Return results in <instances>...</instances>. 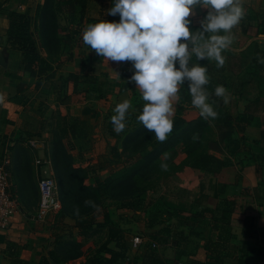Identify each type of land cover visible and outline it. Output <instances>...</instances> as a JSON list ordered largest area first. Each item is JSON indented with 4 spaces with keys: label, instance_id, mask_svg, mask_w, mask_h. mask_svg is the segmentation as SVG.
Masks as SVG:
<instances>
[{
    "label": "rangeland",
    "instance_id": "1",
    "mask_svg": "<svg viewBox=\"0 0 264 264\" xmlns=\"http://www.w3.org/2000/svg\"><path fill=\"white\" fill-rule=\"evenodd\" d=\"M46 3L54 8L59 0H46ZM244 3L246 15L241 24L233 30L232 46L224 52L236 56L234 60H231V63L233 62L231 65L238 73L257 72L256 65L251 63V57L255 54L256 47L264 53V34L258 28L264 14V0H244ZM100 5L97 0H86L83 5L76 0H70L62 4L61 12L56 16L51 11L48 15L49 26L47 27L51 40L48 54L43 51L44 40H39L40 32L35 33L42 57L51 63L50 70L41 80L34 81L35 84L41 81L37 93L43 96L49 108L48 120H44L49 129V136L45 138L48 142L45 149L49 156L42 159L51 161L50 168L53 174H44V170L49 171L44 166L42 175L53 176L57 180L58 194L63 205L60 211L46 218L40 217V199H38V205L34 202L30 209L31 220L45 234L44 243L50 251L57 254L61 261L59 264H95L93 262H95L96 252L108 240V226H103L105 209L110 214L111 220L123 232L124 241L131 247V255L140 253L143 245L152 242V235L163 227H150V225L159 222L162 210L166 208L172 210L168 199L177 197L185 201L192 199L197 201L196 194L208 193L204 192L207 185L205 183H211L212 178L206 173L204 178L203 175L194 174V169L191 167L194 156L206 152L224 159L227 157L226 152L233 147V140L239 139L235 126L216 127L210 120L207 124L202 121V126L199 111L191 104L180 101L175 106L174 123L176 118H182L186 123L182 128L172 130L168 138L160 142L154 133L146 130L136 120L143 106V101L137 92L130 93L128 97L136 111L130 110L126 128L117 134L110 117L114 115L113 109L116 104L124 100L117 99L116 95L122 96L128 85H119L113 92L110 91L111 83L122 76L120 75L122 72L117 68L113 69L109 65L110 61L107 62L85 45L81 35L88 25L86 18L93 20L92 23L101 19L107 20L100 15ZM205 14L206 10H197L189 17L192 21L191 30H197L199 21ZM68 36H75L73 43H70ZM64 53L65 56H63ZM63 62H70L71 65L62 66ZM203 62L209 66V69L213 66L209 65L207 60L199 61L201 65ZM262 63L264 66V62ZM74 64L77 66L72 69ZM82 66L85 68L84 73L93 77L85 85L75 81L76 77L81 76ZM258 73L264 75V67ZM230 93L231 101L224 105V108L234 117H238L237 119L244 116L250 119L254 115L264 117V96L261 110L259 108L254 113V106H250L244 99ZM74 124L80 127L85 125L86 138H77L82 132L80 130H78L79 134H72L70 128ZM64 129L68 132H64ZM200 129H202V136L199 146L193 149ZM258 129L261 131L256 124L248 126L247 136L258 135L260 132ZM32 142L36 147L39 144L38 140ZM70 144H73V148ZM28 145L31 144L27 143ZM193 150L196 151L191 152ZM115 153H119L121 157L116 158ZM234 159L238 162L236 157ZM52 160L59 162L57 168L54 167ZM64 163L81 172V181L84 186L94 190L99 189V206L93 207L90 202H85L81 207H76L77 204L73 196L71 197L69 176L64 175L66 174ZM162 163H166L168 167L162 168ZM107 179H114L123 184L118 188L114 186L115 184L107 187ZM192 180L197 185L195 188L192 185L189 186L195 189L192 191L193 194L184 192L183 188L186 189L185 187L191 184ZM126 193L139 195L136 209L121 208V199ZM98 207L100 208L96 210ZM81 209L91 214L98 211L92 229L86 231L84 235L80 234L75 221L82 212ZM156 244L160 249L163 247L161 243ZM109 247L114 248L115 243H110ZM169 247L170 245L167 248Z\"/></svg>",
    "mask_w": 264,
    "mask_h": 264
},
{
    "label": "crops",
    "instance_id": "2",
    "mask_svg": "<svg viewBox=\"0 0 264 264\" xmlns=\"http://www.w3.org/2000/svg\"><path fill=\"white\" fill-rule=\"evenodd\" d=\"M0 3L2 4L0 54L4 55L5 63V66L0 65V164H6L10 175L9 190L19 205V213L14 217L11 226L6 230H0V264H54L49 257L50 249L44 243L45 234L32 223L30 210L34 202L38 205L40 199L38 184L44 167L37 166L36 160L49 156L45 149L48 145L45 138L49 136V129L44 122L48 120V103L37 93L40 83L35 84L36 79L28 77L20 69L21 53L11 49L7 42L9 13L14 11L27 13L34 19V33L40 32L39 40H44L43 45L47 47H43V51L48 54L51 40L47 29L49 22L46 14L44 15L47 3L46 0H0ZM97 3L101 4L100 15L105 19L119 20L118 16L107 15L111 0H97ZM92 22L93 20L86 18V24ZM68 37L70 43H73L75 36ZM110 62L109 65L113 69L117 68L122 72L120 73L122 76L111 83L110 91L113 92L119 85H128L123 95H116V98L128 99L130 93L139 94L135 85L128 83L131 76L127 74H133L132 62ZM63 63L62 66L71 65L70 62ZM76 66L77 64H74L72 69ZM174 104L176 106V102ZM252 135H250L251 139H258L260 132L258 135ZM34 140L39 141L36 148L27 146V143ZM193 172L203 175L204 178L203 172L195 170ZM210 178L212 182H206L204 190L208 193L196 194L197 201L195 199L185 201L177 197L168 199L172 210L182 212L183 219L186 218L195 224L194 217H198L197 215L201 217H198L200 221L198 224L197 220L198 226L194 227L195 233L192 232L193 224L180 225L177 218H173L171 227L174 233L183 232L181 237L183 240L177 243L178 238L174 236L169 248L168 246L167 249L159 248V255L167 261V264H177L175 258L180 253L182 260L178 264H259L264 256V201L258 202L251 195L236 194L234 210L230 213H221L218 217L223 216L225 221L221 219L215 221L213 214L217 213L218 207H222L226 196L233 195L234 190L238 192L240 189H248L253 193L254 189L264 187V154L256 163L250 162L245 165L233 159L232 166L210 174ZM190 183L183 190L193 194L192 191L197 185L194 180ZM191 185L194 188H190ZM220 185L228 186V194L219 193ZM247 217L253 219L249 225L245 221ZM45 258H48L49 262L46 263Z\"/></svg>",
    "mask_w": 264,
    "mask_h": 264
},
{
    "label": "clouds",
    "instance_id": "3",
    "mask_svg": "<svg viewBox=\"0 0 264 264\" xmlns=\"http://www.w3.org/2000/svg\"><path fill=\"white\" fill-rule=\"evenodd\" d=\"M197 10L206 14L199 28L191 30L189 17ZM107 15L119 20L88 24L82 41L107 62H132L128 83L144 101L136 120L158 141L164 142L173 130L174 102L182 100V88L205 120L218 117L213 97L230 103L231 93L224 85L210 88L209 66L199 61L223 67L233 30L246 15L244 0H111ZM130 110L136 111L129 99L113 109L110 121L117 134L126 128Z\"/></svg>",
    "mask_w": 264,
    "mask_h": 264
},
{
    "label": "trees",
    "instance_id": "4",
    "mask_svg": "<svg viewBox=\"0 0 264 264\" xmlns=\"http://www.w3.org/2000/svg\"><path fill=\"white\" fill-rule=\"evenodd\" d=\"M70 0H59V3L56 4L54 8L50 4H46V9L44 10L46 14V18L48 20V15L52 11L54 15L56 16L57 13L61 12V7L63 3H66ZM79 4H85L86 0H76ZM2 11V4L0 3V13ZM9 18V29L7 31V42L11 49L17 50L21 53L22 59L20 62V69L22 72L30 78H35L38 80H41V78L50 70L51 63L42 57L40 52V45L38 41L35 38L34 33V19L31 17V15L27 13H20V12H10L8 15ZM45 18V17H44ZM94 21L95 23L98 22ZM200 26V25H199ZM197 27V29L199 28ZM261 33L264 34V14L261 17V21L259 22V26ZM53 40V39H52ZM73 40V39H72ZM51 42V41H50ZM51 45V43H50ZM255 54L251 57V63L253 65L255 64L257 67V70L263 69V63L261 62L264 57L263 51H261L258 47L255 48ZM225 56V64L223 67H216L215 62H213V66L209 69L210 75H211V85L210 88H214L217 84L224 85L230 92L233 93V95H236L240 97L241 99H244L248 102L250 106H254L253 112L261 110V102L263 101L264 96V75H261L257 72H247L243 71L242 73H238L235 71V68L232 67L231 60L235 59V55H231L230 53H224ZM248 58V56L246 57ZM205 65L206 63H202ZM85 68L82 66L81 76L76 77L77 81L81 85H85L91 81L93 77L87 76L85 73ZM126 75V74H125ZM132 74H127V76H131ZM39 84V81L38 83ZM108 84V83H107ZM128 87V86H127ZM251 88V89H250ZM180 95L182 97L183 103H189L191 104V97L188 94V91L186 88H182ZM214 100L217 101V103L214 105L215 110L218 112V117L214 120H210L213 122L216 127H225V128H231V127H237L238 133H239V139L233 140V147L226 152L227 157L224 159H221L213 154H207L206 152L200 153L198 155H195L191 167L196 171H201L206 174H214L220 172L222 169L227 168L229 166L233 165V159L236 157L238 162L240 164H246V163H256L259 159L262 158L264 154V117L260 116H251L250 119H248L246 116L241 117L240 119H237L232 114H230L225 108L222 101H219L218 98L213 97ZM263 107V106H262ZM181 111V109L179 110ZM178 111V113H179ZM202 121L204 124H207L208 120H205L201 118V125ZM186 122L182 118H176L175 123L173 126V131H176V129L182 128V126ZM256 124L257 127L261 129L260 136L258 139H251L247 136L246 130L248 126ZM85 125H82L80 127L79 125H72L70 128V131L72 134H79L80 131H82L77 138H86L87 133L84 129ZM64 132H68L67 129H64ZM202 136V129L198 131V136L196 138L195 148H198L199 142ZM143 140V138H142ZM141 141V139L139 140ZM139 141L137 143H139ZM73 148V144H70ZM115 151L117 149H114ZM196 150H193L191 152H194ZM114 156L116 158H120L121 155L119 153H115ZM243 157V158H242ZM238 158H242L241 160ZM53 165L55 168L59 164V162L56 160H52ZM66 163V162H65ZM63 164V166L65 165ZM66 171L64 174L65 176H69L70 181V192L71 197L73 196L75 204H77L76 207H81L83 203L90 202L93 207L99 206V200L98 196H100L99 189H93L91 187H86L83 185L81 172L77 171L76 169H73L72 167L65 165ZM56 170V169H55ZM57 175V174H56ZM58 179V178H57ZM115 179V178H114ZM114 179H107L106 185L107 187H111L112 184H115L114 186L116 188L121 187L123 184L120 181H115ZM263 186V185H262ZM101 188V187H100ZM228 189L227 185H220L219 187V193L220 194H226ZM228 194V192H227ZM236 194L248 196H253L258 202L264 201V187H258L253 190V193H251L248 189H240V191L237 192V190H234L232 196H226L227 198L224 200L222 207H218L217 213L213 214L215 215L214 220L219 221H225L224 217L218 218L221 213L224 212H232L234 210V206L236 204ZM138 194L133 195L132 193H126L122 197V203L121 208L123 209H136L138 199ZM62 202V200H61ZM63 205V202H62ZM100 207H98L96 210H98ZM82 211V209L80 210ZM208 211V210H207ZM98 212V211H97ZM97 212L95 214L88 213L87 210H83L78 217H76V227L80 230V234L84 235L86 234V231L91 230L92 226L95 223V218L97 216ZM161 214V215H160ZM161 218L158 223L150 225V227L155 226H163L159 229L157 233H154L152 235V242L146 243L141 248L140 253H136L134 255H131V247L124 241V235L123 232L115 225V223L111 220L110 214L105 209L104 211V223L103 226H108V240L106 243H104L100 249L96 252V258H95V264H167V261L164 260L159 255V248L157 247L156 243H161L163 245V248H166L169 246V244L172 242L171 239L176 236L177 243L182 242V235L183 232L174 233V230L171 227V220L173 218H177L180 225H192L193 223L190 222L188 219L182 217V212H177L173 210H169L166 208L165 210H162L160 213ZM224 215V214H223ZM198 217H201V215H197ZM198 217H194L196 219V223L193 224L192 232L195 233V228L200 223ZM192 218V219H194ZM227 219V218H226ZM251 217L246 218V224H250L252 222ZM229 221V219H228ZM194 222V221H193ZM155 224V225H154ZM102 226V225H101ZM200 235L201 233H197ZM115 243L114 248H110L109 244ZM77 246V245H75ZM74 246V247H75ZM73 248V247H72ZM108 256H104V255ZM49 257L52 259L51 261L54 264H59L61 261L59 260V257L57 254L53 251H50ZM182 258V254L176 256L175 263H178ZM48 258H45V262H49Z\"/></svg>",
    "mask_w": 264,
    "mask_h": 264
},
{
    "label": "built area",
    "instance_id": "5",
    "mask_svg": "<svg viewBox=\"0 0 264 264\" xmlns=\"http://www.w3.org/2000/svg\"><path fill=\"white\" fill-rule=\"evenodd\" d=\"M31 146L36 147L35 143L30 142ZM50 160L37 159V166H45L49 171L44 170V174H53L50 168ZM9 172L6 164H0V230H6L11 226L14 217L19 213V205L10 193ZM40 191V217L58 212L62 209V202L58 194V183L53 176L42 175L39 180ZM259 264H264V256Z\"/></svg>",
    "mask_w": 264,
    "mask_h": 264
},
{
    "label": "water",
    "instance_id": "6",
    "mask_svg": "<svg viewBox=\"0 0 264 264\" xmlns=\"http://www.w3.org/2000/svg\"><path fill=\"white\" fill-rule=\"evenodd\" d=\"M0 65L5 66V63H4V55L2 53L0 54Z\"/></svg>",
    "mask_w": 264,
    "mask_h": 264
}]
</instances>
